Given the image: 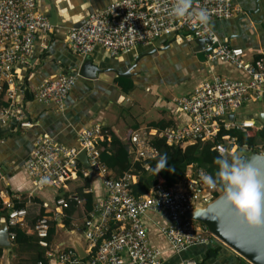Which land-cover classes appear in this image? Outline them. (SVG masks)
I'll use <instances>...</instances> for the list:
<instances>
[{
  "label": "built area",
  "instance_id": "obj_1",
  "mask_svg": "<svg viewBox=\"0 0 264 264\" xmlns=\"http://www.w3.org/2000/svg\"><path fill=\"white\" fill-rule=\"evenodd\" d=\"M174 0H121L87 17L80 28L70 29L68 44L79 55H87L101 47L113 58L132 55L139 58L140 49L153 45L157 40L175 34H187L192 39L208 41L206 50L210 63H224L241 72L245 79L236 80L214 76L205 79L193 92L177 99V104L186 116L182 124L167 127H148L131 133L134 160L148 159L157 154L150 146L153 138H161L169 145L182 148L203 143L212 145L219 154L240 153L236 139L220 136V130L260 129L254 120H234L239 110L264 97V57L252 62L246 61L245 52L222 43L214 33L211 24L235 18L241 9L234 0H192V7L182 18L171 14ZM205 9L208 23L201 24L193 15ZM54 32L49 18L38 10L37 0H0V123L18 122L21 127L32 126L26 121V93L17 83L16 67L27 64L32 58L38 35L48 37ZM80 75H62L42 83L35 92L36 101L53 104L63 109L67 98L76 86ZM25 119V121H24ZM104 126L93 124L78 133V145L66 146L49 135L36 138L34 148L24 164L25 174L33 185L34 192L53 189L55 193L66 194L69 184L83 178L99 180L101 195L96 187L84 189L85 194L94 197L93 210L84 211V200L78 193L55 196L45 201L44 216L32 226L29 207L35 205L34 197L27 198L25 207L14 208L12 201L1 199V205L8 210L7 221L10 239L16 234L11 231L20 228L27 234L39 238L40 246L55 264H165L168 254L182 253L188 249L211 243L212 233L204 225L187 218L196 208L205 206L222 193L217 184L209 186L202 178L210 176L207 171L195 173L190 168L185 180L172 186H154L146 195L137 197L132 186L138 177L126 173L115 179L112 172L101 162V142L110 140ZM219 141V143H216ZM233 149L230 151V146ZM86 151L92 167L90 172L81 165L78 156ZM264 153V145L256 151ZM18 199H21L19 196ZM75 202L77 215L83 212L84 237L87 240L88 258L82 260L73 249L56 254L48 237L53 224L56 234L65 227L67 210ZM165 219L159 224V233L166 246L155 245L145 227L147 213ZM117 224L110 232L111 221ZM190 264V263H189ZM195 264V262L191 263Z\"/></svg>",
  "mask_w": 264,
  "mask_h": 264
},
{
  "label": "crops",
  "instance_id": "obj_2",
  "mask_svg": "<svg viewBox=\"0 0 264 264\" xmlns=\"http://www.w3.org/2000/svg\"><path fill=\"white\" fill-rule=\"evenodd\" d=\"M119 1L121 0H37L38 10L49 18L54 32L48 37L38 35L32 58L27 64L16 67L18 86L25 91L27 98L24 105L26 121L32 126L23 128L14 121L0 123V198L4 201L13 203L19 196L23 200L31 194L34 199H52L49 190L38 192L41 197L34 192L24 170V164L40 135L47 134L66 146L75 147L82 128L100 124L128 142L132 149L131 133L136 129L141 132L148 127L159 128L153 126L159 122L182 124L187 119L175 103L177 98L171 102L159 96L161 86H177L187 82V93H191L203 80L214 76L245 79L241 72L229 64L208 62L206 48L204 50L194 43V39L182 33L163 37L153 45L141 48L139 58L132 55L113 58L101 47L87 55L74 53L68 44L71 28L63 26L81 22ZM234 2L242 12L233 19L213 22L211 28L224 43L242 49L246 61L252 62L264 57V0ZM87 58H90L93 65L90 72L94 73V68L99 69L97 76L92 79L79 77L63 109L36 101L34 95L42 83L62 75L79 74L76 69ZM128 82L133 85L130 91L122 85ZM153 93L155 101L145 96H152ZM257 102L262 104L259 112L264 111V97ZM237 118L255 119L239 112ZM39 204L32 206L38 208L36 212H32L33 216L38 213ZM2 218L5 217L0 215V219ZM164 223V218L154 214L147 216L145 220L153 246H166L159 233V224ZM76 230L82 228L60 229L56 242L67 232ZM212 239L216 240L214 236ZM207 246L168 254L166 264H241L240 256L226 246H223L219 257L207 259ZM13 248L14 246L2 248L0 264H16Z\"/></svg>",
  "mask_w": 264,
  "mask_h": 264
},
{
  "label": "trees",
  "instance_id": "obj_3",
  "mask_svg": "<svg viewBox=\"0 0 264 264\" xmlns=\"http://www.w3.org/2000/svg\"><path fill=\"white\" fill-rule=\"evenodd\" d=\"M231 47V46H230ZM122 85L129 91L133 88L131 83H122ZM170 122H159L153 126L165 127L170 125ZM260 126V125H259ZM137 130V129H136ZM104 131L110 135V140H105L100 143L102 148L100 160L112 172L115 179H121L126 173L135 174L138 177L137 183L133 184V194L137 197L146 195L150 190L157 185L172 186L180 181L185 180V177L190 171L198 172L199 170L207 171L210 176L215 180L216 173L218 172V165L215 160L220 156L216 150H212V145L197 143L188 147L182 148L180 146H172L166 143L164 139L153 138L150 142V146L155 150L156 156L145 161H135L134 154L126 150L128 142L118 137L116 134L109 132L106 128ZM220 136H230L236 139L239 151L249 150L256 151L259 146L264 145V127L260 126V129H248L245 132L238 131L236 129L220 130ZM219 143L217 141L214 144ZM167 157L166 167L163 171L157 168L158 161L161 157ZM235 155L227 154V157L231 161V158ZM149 166V169H147ZM159 172V173H157ZM217 185L223 189V186L217 183ZM91 186L96 187L99 195L100 184L96 178H83L82 176L75 182L69 184L70 191L66 194L55 193V200L60 199L62 196L68 198L69 194L78 193L80 198L84 200V211L89 213L93 210L94 197L92 194H85L84 189ZM1 197V191H0ZM35 203L42 205L45 198L33 199ZM0 198V203H1ZM26 199L14 200V208L25 207ZM78 208L75 202H71L70 208L67 210L68 218L64 221L65 227L68 230H72V224L74 217L77 215ZM8 210L1 205L0 215L7 217ZM38 214V215H37ZM36 215L32 216V226H35L38 219L44 216V208H39ZM117 224L114 220L111 221L110 232H113ZM16 234L13 248V254L17 255V264H54V260L46 255V249L42 248L39 243V238L35 235L27 234V232L20 228L11 229ZM58 235L56 234V224L54 223L48 237V242L53 245ZM214 240V239H212ZM208 251L206 254L207 259H214L219 257L223 245L214 240L213 243L208 244ZM2 248H0V255L2 254ZM241 264H249L242 257L239 258Z\"/></svg>",
  "mask_w": 264,
  "mask_h": 264
},
{
  "label": "water",
  "instance_id": "obj_4",
  "mask_svg": "<svg viewBox=\"0 0 264 264\" xmlns=\"http://www.w3.org/2000/svg\"><path fill=\"white\" fill-rule=\"evenodd\" d=\"M86 19L63 27L68 29L80 28L85 24ZM194 43L205 50L208 41L194 39ZM92 66L90 58H87L76 71H78L80 77L96 78L99 69L94 68L95 72L92 73L90 72ZM229 119L234 121L236 116L232 114ZM255 121L264 127V111L255 115ZM232 149L233 145L230 146V151ZM126 150L130 152V147L127 146ZM236 157L250 161L256 170L264 174V153L243 150ZM78 160L83 167L90 172L92 171L85 150L79 154ZM261 206L262 217H264V194H262ZM187 218L207 227L216 240L233 250L249 264H264V227L252 229L242 226L234 215V209L227 203L223 191L211 203L190 212ZM87 243L83 230L71 231L55 243L53 250L56 254H59L62 250L73 249L80 259L85 260L88 258ZM14 245V242L10 239V227L7 218H2L0 219V248H11Z\"/></svg>",
  "mask_w": 264,
  "mask_h": 264
},
{
  "label": "clouds",
  "instance_id": "obj_5",
  "mask_svg": "<svg viewBox=\"0 0 264 264\" xmlns=\"http://www.w3.org/2000/svg\"><path fill=\"white\" fill-rule=\"evenodd\" d=\"M191 7L192 0H174L171 14L177 18H182ZM193 15L201 24L206 25L209 21L205 9H200ZM235 116L236 120H239L237 115ZM252 120L255 121V119ZM260 126L262 125L260 124ZM129 147L131 149V145ZM166 160L165 155L158 161L157 168L160 171L165 169ZM215 163L219 166L216 179L214 180L211 176L202 173L204 182L209 186H215L217 183L223 186L224 197L234 209V215L242 226L252 229L264 227L261 206L262 194H264V174L256 170L250 161H245L236 156H233L230 161L224 152H221Z\"/></svg>",
  "mask_w": 264,
  "mask_h": 264
},
{
  "label": "rangeland",
  "instance_id": "obj_6",
  "mask_svg": "<svg viewBox=\"0 0 264 264\" xmlns=\"http://www.w3.org/2000/svg\"><path fill=\"white\" fill-rule=\"evenodd\" d=\"M221 40V39H220ZM222 41V40H221ZM222 43H224L222 41ZM226 44V43H225ZM162 90L160 91L159 90V96L160 97H165L166 100H169V101H173L174 98H179L181 97L184 93H187L188 92V87H189V84L187 82H185L184 84H180V85H177L175 86V84H168V85H163L161 86ZM136 93L140 94V96H144L143 94H141V92L139 91H136ZM146 97H149L151 99V101H155L156 100V96L154 95V93L152 94V96L150 94H147L145 95ZM177 99H175V103L177 104ZM178 106V104H177ZM179 107V106H178ZM261 108H262V104L261 102H252L250 103L247 107L245 108H242L241 110H239V113H244L247 117H255V115L261 111ZM179 109L181 110V108L179 107ZM181 112L183 113V111L181 110ZM184 114V113H183ZM185 115V114H184ZM186 117V116H185ZM257 125H260L259 122H256ZM171 125H174V123H171L170 125H167V126H171ZM165 126V127H167ZM150 158H153V157H150ZM148 158V159H150ZM148 159H140L138 161H145V160H148ZM147 169H149V166H147ZM49 192H50V196L53 197L54 194H55V191L53 189H49ZM39 197H41V194H39L38 192L36 193ZM45 198V197H44ZM50 199H48V197H46V200L45 201H49ZM36 209H38L37 207H29V211L32 212L35 211ZM36 212V211H35ZM33 216V215H32ZM147 216H152V213H147ZM83 212L76 215L74 217V220H73V224H72V229L74 228H77V227H82L83 226ZM216 242L222 244L220 241L216 240ZM223 246H225L224 244H222ZM157 246V245H156ZM15 255V254H14ZM17 255H16V259H15V262L17 264ZM193 263V262H191ZM190 263V264H191ZM166 264V262H165Z\"/></svg>",
  "mask_w": 264,
  "mask_h": 264
}]
</instances>
